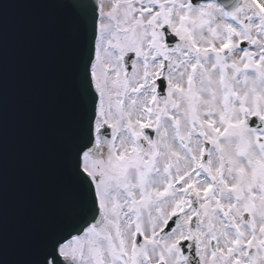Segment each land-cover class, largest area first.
<instances>
[{"label": "snow or ice", "instance_id": "6c2138e0", "mask_svg": "<svg viewBox=\"0 0 264 264\" xmlns=\"http://www.w3.org/2000/svg\"><path fill=\"white\" fill-rule=\"evenodd\" d=\"M78 196L40 264H264V0H69Z\"/></svg>", "mask_w": 264, "mask_h": 264}, {"label": "water", "instance_id": "95a60500", "mask_svg": "<svg viewBox=\"0 0 264 264\" xmlns=\"http://www.w3.org/2000/svg\"><path fill=\"white\" fill-rule=\"evenodd\" d=\"M75 55L77 57L78 51H76ZM35 228L38 232V236L32 243L30 249H31V252L36 250L35 254L42 256V252L44 248L46 247V245L48 244V242L45 240L44 234L47 230H51L52 228L46 220H42L40 223V221L37 218L35 219Z\"/></svg>", "mask_w": 264, "mask_h": 264}]
</instances>
